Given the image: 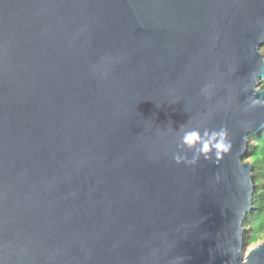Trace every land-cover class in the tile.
Masks as SVG:
<instances>
[{"label":"water","instance_id":"95a60500","mask_svg":"<svg viewBox=\"0 0 264 264\" xmlns=\"http://www.w3.org/2000/svg\"><path fill=\"white\" fill-rule=\"evenodd\" d=\"M262 46L264 0H0V264H264Z\"/></svg>","mask_w":264,"mask_h":264},{"label":"trees","instance_id":"16d2710c","mask_svg":"<svg viewBox=\"0 0 264 264\" xmlns=\"http://www.w3.org/2000/svg\"><path fill=\"white\" fill-rule=\"evenodd\" d=\"M261 49V48H260ZM264 51V46H262ZM260 87L264 89V79ZM247 151L243 157L254 166V194L252 206L247 212V219L243 223V237L249 245L264 240V128L251 133Z\"/></svg>","mask_w":264,"mask_h":264},{"label":"clouds","instance_id":"9594fccd","mask_svg":"<svg viewBox=\"0 0 264 264\" xmlns=\"http://www.w3.org/2000/svg\"><path fill=\"white\" fill-rule=\"evenodd\" d=\"M219 137V139H218ZM223 137L224 133L220 132L217 133L213 131L210 135L207 131L204 132L203 135L198 133L195 130L191 131H185L180 139V142L184 145H187L189 148H194L197 147V151L203 152V153H208L211 151V149H223L227 150L225 145L223 144ZM179 160L180 157H177ZM192 163L195 162V156L193 157V160L190 161Z\"/></svg>","mask_w":264,"mask_h":264},{"label":"rangeland","instance_id":"374dc122","mask_svg":"<svg viewBox=\"0 0 264 264\" xmlns=\"http://www.w3.org/2000/svg\"><path fill=\"white\" fill-rule=\"evenodd\" d=\"M261 49H262V47H261ZM261 49H260V51H261V53H262L263 56H264V51H262ZM262 241H263V240H262ZM262 241H259V242H257V243H254V244L249 245V247L247 248V251H248L250 248H252L253 246H255V245L261 243ZM245 253H246V252H245Z\"/></svg>","mask_w":264,"mask_h":264}]
</instances>
